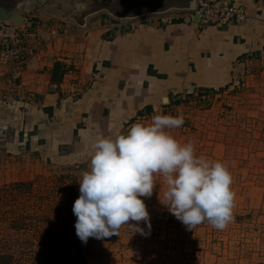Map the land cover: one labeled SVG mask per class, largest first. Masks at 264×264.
<instances>
[{
	"label": "rangeland",
	"instance_id": "1",
	"mask_svg": "<svg viewBox=\"0 0 264 264\" xmlns=\"http://www.w3.org/2000/svg\"><path fill=\"white\" fill-rule=\"evenodd\" d=\"M20 1L26 2L0 0V7L13 8ZM42 1L52 5L50 11H59L66 18L84 19L103 8L119 18L139 15L145 19L151 15L142 14L165 10L169 5L186 7L190 0ZM11 113L10 108H0V186L33 182V193L19 201L18 210L33 213L34 225L39 228L38 232L15 235L9 252L17 264H38L40 245L49 240L50 233H62L54 246L60 250L62 239L67 238L65 232H76L72 209L80 195L82 173L90 170L93 142L76 139L74 149L43 151L41 143L21 138L18 121L11 120ZM157 114L183 115L184 124L168 130L170 134L182 144L191 142L198 157L221 161L228 167L235 193L233 219L223 230L207 221L189 230L161 202L167 184L156 174L152 196L141 197L150 214V231L140 222L144 234L124 225L118 235L90 237L87 244L80 240L86 264H264V54L250 62L242 77L226 86L187 93L102 138L114 140L126 134L132 124L148 123ZM21 250L27 255L20 254ZM69 250L66 254L76 255ZM64 257V264H74L72 257L71 261Z\"/></svg>",
	"mask_w": 264,
	"mask_h": 264
},
{
	"label": "crops",
	"instance_id": "2",
	"mask_svg": "<svg viewBox=\"0 0 264 264\" xmlns=\"http://www.w3.org/2000/svg\"><path fill=\"white\" fill-rule=\"evenodd\" d=\"M40 1L20 4L32 25L30 58L16 81L13 64H0V108H10L21 138L43 151L94 142L187 93L224 87L264 54V0H234L250 18L223 28H200L188 12L163 14L162 22L102 10L83 26Z\"/></svg>",
	"mask_w": 264,
	"mask_h": 264
},
{
	"label": "clouds",
	"instance_id": "3",
	"mask_svg": "<svg viewBox=\"0 0 264 264\" xmlns=\"http://www.w3.org/2000/svg\"><path fill=\"white\" fill-rule=\"evenodd\" d=\"M183 124V115L157 114L148 123L132 124L114 140L95 139L90 170L82 173L72 209L76 235L84 244L90 237L118 235L124 225L144 234L139 226L144 222L150 231V214L141 197L152 196L156 174L167 184L161 202L189 230L205 221L223 230L231 222V173L221 161L198 157L191 142L182 144L168 131Z\"/></svg>",
	"mask_w": 264,
	"mask_h": 264
},
{
	"label": "trees",
	"instance_id": "4",
	"mask_svg": "<svg viewBox=\"0 0 264 264\" xmlns=\"http://www.w3.org/2000/svg\"><path fill=\"white\" fill-rule=\"evenodd\" d=\"M61 67L62 65L60 63L55 64L53 79L57 78ZM32 193V181L13 182L0 186V264L19 263L15 255L9 252L12 250V246L15 243V235L30 233L39 228L34 225L33 213L18 210L20 209L19 201L25 198V196H30ZM44 231L50 233L47 229H44ZM65 233V238H67L65 240L62 239V247L59 245L60 250H58L59 248L57 249V247H55V249L54 246L58 245V239H60L59 237L62 233L59 235L50 233L48 237L49 240L42 242V245H40L41 249L38 251L41 258L38 264H64L63 256H65L64 258H66V261H71L72 257L74 264H86L85 257L82 253V244L76 232L72 233V230H68ZM69 247H71L70 250ZM68 250L75 252L76 255L70 256L71 254H66ZM25 253V250H21L20 252L22 255H27V253Z\"/></svg>",
	"mask_w": 264,
	"mask_h": 264
},
{
	"label": "built area",
	"instance_id": "5",
	"mask_svg": "<svg viewBox=\"0 0 264 264\" xmlns=\"http://www.w3.org/2000/svg\"><path fill=\"white\" fill-rule=\"evenodd\" d=\"M188 14L192 19L197 17L196 22L200 28H223L231 24L245 23L250 18L247 10L236 5L234 0H197L196 9ZM158 18L162 22L167 21L166 15H159ZM52 34L58 35L56 30ZM31 35L32 25L29 22L15 25L10 21L0 20V64H13L10 75L14 81L21 77L30 58L26 47Z\"/></svg>",
	"mask_w": 264,
	"mask_h": 264
},
{
	"label": "water",
	"instance_id": "6",
	"mask_svg": "<svg viewBox=\"0 0 264 264\" xmlns=\"http://www.w3.org/2000/svg\"><path fill=\"white\" fill-rule=\"evenodd\" d=\"M197 7V0H190L188 6L186 7H180V8H166L165 10H161V11H151L142 15H163V14H167L170 12H192L196 9ZM29 14V10L28 8L22 7L20 4H18L16 7L13 8H5V7H0V20L2 21H10L12 23H14L15 25H21L24 23L25 19H26V15ZM110 15L114 16L112 13H110ZM116 17V16H114ZM89 18V16H86L83 19V26L87 25V19ZM139 18V15L137 16H125L123 18H119L116 17L117 20H128V21H132L134 19ZM194 19L196 20L197 17L194 16Z\"/></svg>",
	"mask_w": 264,
	"mask_h": 264
},
{
	"label": "flooded vegetation",
	"instance_id": "7",
	"mask_svg": "<svg viewBox=\"0 0 264 264\" xmlns=\"http://www.w3.org/2000/svg\"><path fill=\"white\" fill-rule=\"evenodd\" d=\"M26 0H23V2H25ZM50 1V0H49ZM19 3H21V1L19 2ZM26 3V2H25ZM23 6H24V4H23ZM181 6H178V5H169V7L168 8H180ZM105 11V12H107L108 14L110 13L109 12V10H104L103 8L102 9H100V10H94V11H92V13H94V12H98V11ZM173 12H175V11H173Z\"/></svg>",
	"mask_w": 264,
	"mask_h": 264
}]
</instances>
